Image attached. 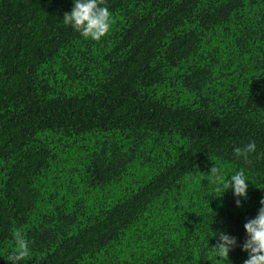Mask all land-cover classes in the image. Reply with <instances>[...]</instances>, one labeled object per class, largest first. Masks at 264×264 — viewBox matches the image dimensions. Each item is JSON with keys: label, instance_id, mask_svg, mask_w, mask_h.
<instances>
[{"label": "trees", "instance_id": "16d2710c", "mask_svg": "<svg viewBox=\"0 0 264 264\" xmlns=\"http://www.w3.org/2000/svg\"><path fill=\"white\" fill-rule=\"evenodd\" d=\"M106 5L94 41L63 23L74 0H0V264L14 228L19 264H217L220 232L237 239L224 264H244L264 199V0ZM214 164L244 170L241 206L201 179Z\"/></svg>", "mask_w": 264, "mask_h": 264}, {"label": "clouds", "instance_id": "9594fccd", "mask_svg": "<svg viewBox=\"0 0 264 264\" xmlns=\"http://www.w3.org/2000/svg\"><path fill=\"white\" fill-rule=\"evenodd\" d=\"M63 23L72 26L84 39L100 41L111 31L114 18L106 5V0H74L72 10L64 13ZM233 151L237 157H243L246 162H250L248 157L250 153L256 151V144L249 142L242 147H235ZM200 176L202 180L222 184V195L232 189L237 197V206H241L239 198L247 199L248 184L246 181L249 179L243 169L232 174L229 180L228 176L225 177L222 170L214 164L210 173L200 172ZM219 190L218 188L217 191ZM260 204L262 207L255 218L247 220L244 224L247 238L242 245V250L248 253L244 264H264V199H261ZM12 236L15 246L6 260L11 261L12 264L29 260L31 258L30 242L26 239L23 229L14 228ZM236 245L235 237L220 232L218 242L211 247L217 257V264H224L229 260V253Z\"/></svg>", "mask_w": 264, "mask_h": 264}]
</instances>
